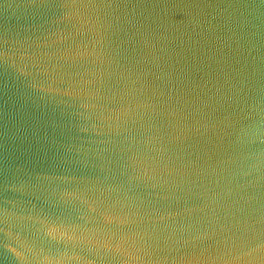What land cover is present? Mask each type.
Here are the masks:
<instances>
[{
	"label": "water",
	"instance_id": "obj_1",
	"mask_svg": "<svg viewBox=\"0 0 264 264\" xmlns=\"http://www.w3.org/2000/svg\"><path fill=\"white\" fill-rule=\"evenodd\" d=\"M0 264H264V0H0Z\"/></svg>",
	"mask_w": 264,
	"mask_h": 264
}]
</instances>
